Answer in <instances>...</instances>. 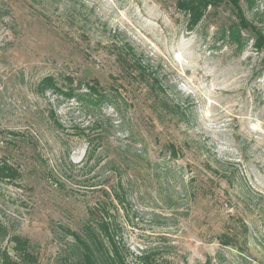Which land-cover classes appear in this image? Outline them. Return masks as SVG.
<instances>
[{
  "label": "rangeland",
  "instance_id": "rangeland-1",
  "mask_svg": "<svg viewBox=\"0 0 264 264\" xmlns=\"http://www.w3.org/2000/svg\"><path fill=\"white\" fill-rule=\"evenodd\" d=\"M1 1L0 158L22 175L0 181L10 235L39 264H78L65 230L94 221L113 225L127 264L144 250L155 264H264V52L228 39L230 8L191 30L177 0ZM241 4L264 28V0ZM126 44L179 114L159 113L152 82L118 59ZM48 75L87 95H39ZM94 82L111 98L96 108Z\"/></svg>",
  "mask_w": 264,
  "mask_h": 264
},
{
  "label": "trees",
  "instance_id": "trees-1",
  "mask_svg": "<svg viewBox=\"0 0 264 264\" xmlns=\"http://www.w3.org/2000/svg\"><path fill=\"white\" fill-rule=\"evenodd\" d=\"M250 4L253 0H248ZM227 5L232 15L235 17L233 23L227 28L225 34L228 39L236 44L239 50H242L246 45V40L243 33L248 34L254 41L253 47L258 52H264V28L253 24L248 20L241 0H177V8L186 14L188 17V26L193 30L205 18L210 9L217 10L220 7ZM10 8L5 2H0V23H5L7 18L11 16ZM264 17V14H263ZM263 21V20H262ZM118 59L124 63H128L132 72L140 79H149L152 82L153 93L157 98V103L161 104L159 113L162 114H179L180 108L169 99H166L167 93L163 89L161 81L150 74L149 66L145 65L141 58H138L136 52L130 44H126L124 48L118 53ZM69 83H61L53 76L48 75L40 80L36 86L35 92L39 95H45L51 91L52 94L63 95L67 98L80 99L82 96L77 94V90L81 89V84L74 88L73 79L66 77ZM98 82L94 84H87L89 91L90 104L87 107L96 108L103 103L109 101V95L101 92L98 87ZM158 111V110H157ZM52 117L54 118V113ZM183 115V114H181ZM184 116V115H183ZM185 117V116H184ZM171 151L174 156L178 155L177 149L171 146ZM22 177L20 171L7 161L0 158V181L14 182ZM124 187L120 186L119 190H114V195L117 200L122 203L121 192H124ZM114 227L107 221H94L86 226L85 233L80 234L66 229L65 233L72 236L74 240L73 252L76 254L78 264H127L126 257L123 255L121 249L114 239ZM243 229L246 232L249 230L246 224H243ZM5 241L14 243L15 258H13L9 251L3 247ZM223 246L237 245V236L230 237L223 234L220 241ZM140 264H155V254L151 250H144L139 257ZM0 263L2 264H39L38 256L33 252L32 246L28 239L21 235H10L6 225L0 223ZM207 264H211L208 262Z\"/></svg>",
  "mask_w": 264,
  "mask_h": 264
}]
</instances>
